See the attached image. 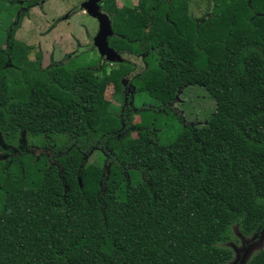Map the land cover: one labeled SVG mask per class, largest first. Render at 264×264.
<instances>
[{
	"label": "trees",
	"instance_id": "obj_1",
	"mask_svg": "<svg viewBox=\"0 0 264 264\" xmlns=\"http://www.w3.org/2000/svg\"><path fill=\"white\" fill-rule=\"evenodd\" d=\"M136 1L117 9L103 0L111 25L126 34L109 47L144 63L131 80V72L110 71L118 113L102 99L101 65L72 70L71 56L41 68L15 39L22 16L11 24L0 54L34 76L9 95L0 69V132L57 134L81 164L28 182L0 180V264H220L215 243L229 217L248 231L263 218L264 0H208L201 18L189 14L188 0ZM188 86L202 87L214 110L204 126L182 125L159 146L162 115ZM137 93L158 106L136 109ZM95 152L111 164L108 178L87 163ZM119 168L145 182L123 192ZM246 264H264V251Z\"/></svg>",
	"mask_w": 264,
	"mask_h": 264
},
{
	"label": "rangeland",
	"instance_id": "obj_2",
	"mask_svg": "<svg viewBox=\"0 0 264 264\" xmlns=\"http://www.w3.org/2000/svg\"><path fill=\"white\" fill-rule=\"evenodd\" d=\"M31 1L0 0V52L6 48L5 41L11 24L21 15L22 20L15 33V39L31 48L28 60L39 63L44 69L53 62L60 63L71 56L72 70L78 67L92 69L101 65L103 68L97 74V78L103 85L102 99L108 103L109 110L118 113L121 110L122 99L115 94L113 85L108 81L109 73L113 70L131 72L128 77L131 80V77L143 71V59L140 56L132 58L117 53L118 60L108 61L99 54L94 45V39L100 29L99 22L85 10L84 5L88 0H43L38 5L26 7ZM112 1L117 9L123 7L133 9L137 4L136 0ZM102 7L103 2L100 3V8ZM207 10L208 0H190L192 16L200 18L207 13ZM114 35L126 34L115 30ZM148 48L147 40L141 43L142 53ZM0 69L9 76L6 78L9 95L18 91L25 80L33 81L34 74L27 78L21 70H13L1 54ZM133 102L136 109L144 106L151 109L158 106V103L145 93H137ZM214 107L213 99L202 87L188 86L180 90L167 112L162 115V126L158 127L155 137L158 145L168 146L175 139L182 125L204 126ZM140 121V115L132 116L133 124H140ZM136 137V133H132V138ZM64 144V138L57 134H30L16 131L6 135L0 132V180L6 177L13 180L21 177L22 182H28L45 170L54 169L61 175L66 165L81 164L76 152L62 151ZM113 148L118 154L123 151L119 146ZM102 160L101 153L95 152L89 156L87 163L101 166L108 178L111 174V164L106 165ZM115 170L118 186L123 192L129 186L145 182V178L139 172L123 171L121 168ZM258 206L264 210V200ZM218 233L215 246L224 255L220 264H246L254 255L264 251V216L253 230L249 231L237 218L229 217L228 222Z\"/></svg>",
	"mask_w": 264,
	"mask_h": 264
},
{
	"label": "water",
	"instance_id": "obj_3",
	"mask_svg": "<svg viewBox=\"0 0 264 264\" xmlns=\"http://www.w3.org/2000/svg\"><path fill=\"white\" fill-rule=\"evenodd\" d=\"M102 2L103 0H88L84 8L90 16L96 18L99 22L100 29L94 39V45L97 47L99 54L108 61H115L119 59V56L108 45V38L114 35L115 28L111 25L108 15L102 12V8H100Z\"/></svg>",
	"mask_w": 264,
	"mask_h": 264
},
{
	"label": "crops",
	"instance_id": "obj_4",
	"mask_svg": "<svg viewBox=\"0 0 264 264\" xmlns=\"http://www.w3.org/2000/svg\"><path fill=\"white\" fill-rule=\"evenodd\" d=\"M188 2H189V14H190V0H188ZM89 14V13H88ZM206 14V13H205ZM205 14H203V15H205ZM191 15V14H190ZM202 15V16H203ZM192 16V15H191ZM202 16H200V18L202 17ZM194 17V16H193ZM94 18V17H93ZM196 18V17H195Z\"/></svg>",
	"mask_w": 264,
	"mask_h": 264
},
{
	"label": "flooded vegetation",
	"instance_id": "obj_5",
	"mask_svg": "<svg viewBox=\"0 0 264 264\" xmlns=\"http://www.w3.org/2000/svg\"><path fill=\"white\" fill-rule=\"evenodd\" d=\"M103 13H105L103 10H102ZM106 14V13H105Z\"/></svg>",
	"mask_w": 264,
	"mask_h": 264
}]
</instances>
